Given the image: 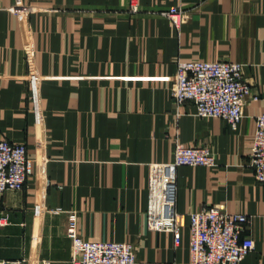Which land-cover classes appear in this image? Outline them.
<instances>
[{"label":"crops","instance_id":"1","mask_svg":"<svg viewBox=\"0 0 264 264\" xmlns=\"http://www.w3.org/2000/svg\"><path fill=\"white\" fill-rule=\"evenodd\" d=\"M190 60L245 64L259 99L237 128L176 104ZM263 112L264 0H0V140L26 143L34 170L0 191V260L73 264L75 212L86 240L135 243L138 264H191L190 213L225 204L251 219L242 264H264V183L249 163ZM177 141L208 145L217 164L168 168ZM168 177L179 243L150 227Z\"/></svg>","mask_w":264,"mask_h":264},{"label":"built area","instance_id":"2","mask_svg":"<svg viewBox=\"0 0 264 264\" xmlns=\"http://www.w3.org/2000/svg\"><path fill=\"white\" fill-rule=\"evenodd\" d=\"M163 14L178 27L184 18L179 7H172ZM252 90L242 62L190 60L178 62L173 96L178 106L192 102L198 116L220 117L237 128L248 99H259ZM249 163L255 170L257 181L264 183V112L257 116ZM216 164V153L208 145H187L177 141L174 160L167 167H211ZM33 173L26 143L0 140V191L22 189ZM176 190L175 182L168 177L161 188L162 194L155 197L149 221L152 229L175 232L176 243H179L180 214L176 210ZM250 221L246 213L231 212L225 204L204 205L192 211L191 264H242L256 248L255 239L246 233ZM67 231L73 240V264H138L135 243L86 240L78 227L75 212L70 214ZM0 264H28V259L0 260ZM41 264H50V261Z\"/></svg>","mask_w":264,"mask_h":264}]
</instances>
